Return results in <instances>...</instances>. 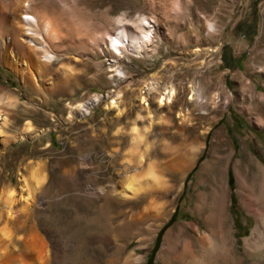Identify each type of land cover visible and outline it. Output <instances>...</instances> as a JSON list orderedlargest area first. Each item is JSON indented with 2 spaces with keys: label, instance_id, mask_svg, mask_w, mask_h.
<instances>
[{
  "label": "rangeland",
  "instance_id": "1",
  "mask_svg": "<svg viewBox=\"0 0 264 264\" xmlns=\"http://www.w3.org/2000/svg\"><path fill=\"white\" fill-rule=\"evenodd\" d=\"M27 2L31 15L46 12L52 21L54 61L37 89L0 63V86L13 101L0 104L9 118L6 124L0 118V232L22 226L14 233L16 251L22 249L20 236L36 232L48 247L57 245L70 264H147L156 243L152 264H165L167 233L182 224L189 233L178 245L176 264H234V258L236 264H264V229L261 236L252 235L262 212L242 190L264 179V0ZM14 4L17 0H5L6 11ZM207 21L221 33L208 36ZM142 24L152 34L144 57L129 47L114 49L110 36L118 26L137 30ZM200 38L203 42L196 44ZM196 48L204 54L196 57ZM151 79L160 89L173 84L178 91L171 108L160 109L158 95L151 96L152 125L136 122V116H146L140 90ZM94 94L104 97L98 106L87 114L72 112ZM117 94L118 110L108 109ZM195 102H207V111ZM204 112L211 120L199 117ZM134 125L142 138L133 153ZM27 126L31 137L18 141ZM139 155L144 156L141 165ZM126 159L133 164L128 172ZM189 162L192 168L184 171ZM149 169L159 186L134 198L97 192L119 189L133 174L141 177ZM36 181L41 182L38 193L33 192ZM24 183L33 197L31 210L20 200ZM10 194L12 218L5 208ZM223 210L231 233L230 252L224 253L216 226V214ZM175 211L174 222L160 234ZM165 215L169 220L157 228ZM206 226L214 240L204 236ZM251 237L259 243L257 250L245 245Z\"/></svg>",
  "mask_w": 264,
  "mask_h": 264
},
{
  "label": "bare ground",
  "instance_id": "2",
  "mask_svg": "<svg viewBox=\"0 0 264 264\" xmlns=\"http://www.w3.org/2000/svg\"><path fill=\"white\" fill-rule=\"evenodd\" d=\"M4 2L5 0H0V63L10 71L14 72L15 75L19 76L22 80L26 78L28 86L37 89V87L42 86V84L45 82L42 81V78L46 76L50 63L54 61V55H51L49 52V49H52L53 47L52 21L46 12L41 17L31 15V13H29L30 11H28L31 6L28 4L27 0H17V4H14V7L9 12L6 11ZM205 27V33H207L208 36H216L221 33V28L212 21H207ZM148 29L149 27L144 24H142L141 28L137 30L130 26L127 27L120 25L110 36V43L117 51L122 48L129 47L135 55L144 57L152 43V34ZM202 42L203 39L200 38L196 44H200ZM44 47L46 48L45 50H43ZM208 52L209 50L206 51V53ZM194 54L196 57H200L202 54H204V51H202L200 48H196ZM66 73L67 71L64 70V74ZM46 82H49V80ZM190 88L191 90L189 100L191 101L194 100V89L193 86H190ZM153 94L158 95L157 103L160 109L164 107L171 108L177 101L178 91L173 84L164 85L160 89L158 83L152 79L144 81V86L140 90L141 96L139 99L143 106L142 112L145 113L146 116H136V122L141 121L143 123L148 122L150 125L154 124L155 115L150 103L151 96H153ZM103 98L104 97L100 94H94L93 97H91L87 102L79 103L73 107L72 112L75 111L81 114H87L90 112L92 107L98 106ZM120 98L121 94H117L116 97L109 101L107 108L118 110L120 106ZM214 100L215 99H213V101ZM0 104L6 106L13 105L10 95L5 93L1 86ZM195 105L198 109L207 111V102H195L194 107ZM214 113H219V107L215 109ZM198 115L201 119L206 121L211 120L210 114L208 112L200 113ZM69 117H71V115H69ZM0 118L3 119L4 124H6L9 120L7 114L3 112L1 107ZM32 133V127L27 126L22 132L18 134L17 140L25 141L31 137ZM141 138L142 137H140L138 132V125H134L130 133L131 152H133V150L139 144ZM200 156L201 155L199 154L198 157ZM143 162L144 156L139 155L137 165H141ZM132 165V161L130 159H126L124 162V170L128 172ZM192 166V162H189L185 164L182 169L186 171L187 169L192 168ZM136 169L139 168L137 167ZM32 184L33 192L39 191V185L41 182L36 181ZM27 186L28 185H26V183L23 184L22 190L26 191L22 192L23 195L20 198L23 204L22 206L23 208H26V210L30 209L33 205V197L27 190ZM155 186H159L158 176L153 170L149 169L141 177H139V175L137 176L133 174L126 181V184H122L119 189L115 188L106 190L99 188L97 189V192L98 194H105L107 196L111 195L114 198L126 200L136 197L139 193L143 192L149 187L151 188ZM251 188H246V190L242 188L244 192L248 191V193L245 195V199L249 200V202L253 204L255 203L258 205L260 207V211L262 212V218L257 219V224L252 230L253 235L260 234L261 229H264V179L261 177L257 181H253ZM222 191V199L224 202L225 191L224 189ZM13 198L14 195L10 194L5 201V208L7 209V214L10 218L15 217V212L13 211L12 207L13 202H15ZM250 205L252 206V204ZM169 218L170 216L168 215H165V218H161L157 224V228H161L169 220ZM216 221L217 229L220 231L219 238L222 240L220 241L222 243L221 249L224 253L228 251L226 241L230 238L231 234L228 228V219L224 210L219 211L216 214ZM20 231H22V226L13 233L7 230H2L0 232V264H70L65 260V257L63 258L60 255L61 251L57 245H51V247H48L44 237L40 233L36 232H26L24 235L20 236L18 241L21 243L22 249L19 252L16 251V247L14 245V233L17 234ZM188 233L189 228L182 224L176 225L167 233V237L165 239L166 242L162 249V257L165 261V264H176L180 256H178L177 253L178 245L182 238L187 237ZM204 236L212 238L213 240L216 238L212 233V230H209L207 226ZM224 242L225 244H223ZM245 245L248 250H257L259 248V243H257V241L255 242L253 237L246 240ZM228 252H230V250ZM138 260L139 259L136 258V261ZM234 261V264H236L237 259L234 258ZM242 261L244 262L245 260L242 259ZM127 263L128 261L124 264Z\"/></svg>",
  "mask_w": 264,
  "mask_h": 264
},
{
  "label": "trees",
  "instance_id": "3",
  "mask_svg": "<svg viewBox=\"0 0 264 264\" xmlns=\"http://www.w3.org/2000/svg\"><path fill=\"white\" fill-rule=\"evenodd\" d=\"M237 60H238V58H237ZM232 120H233V122L236 124V126H237L238 128H243V127H244V124L242 123V121L240 120V118H239L238 116L232 114ZM223 121H224V118L220 121V123H222ZM202 159H203V157H202ZM232 201H234V200L232 199ZM177 213H178V212L175 211V213L173 214L171 220L168 222V224H167L166 226H164V228L161 230L160 234L163 233V232L165 231V229H166L170 224H172V223L174 222V220H175V218H176V216H177ZM159 236H160V235H159ZM156 244H157V243H156ZM156 244H155L154 248L152 249V252L150 253V255H149V257H148L147 264H152L153 257H154V255H155V253H156V247H157Z\"/></svg>",
  "mask_w": 264,
  "mask_h": 264
}]
</instances>
